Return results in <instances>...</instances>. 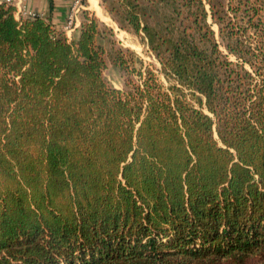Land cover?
<instances>
[{"label": "trees", "instance_id": "trees-1", "mask_svg": "<svg viewBox=\"0 0 264 264\" xmlns=\"http://www.w3.org/2000/svg\"><path fill=\"white\" fill-rule=\"evenodd\" d=\"M158 1L126 89L94 13L69 41L0 3V264H264V0Z\"/></svg>", "mask_w": 264, "mask_h": 264}, {"label": "rangeland", "instance_id": "rangeland-1", "mask_svg": "<svg viewBox=\"0 0 264 264\" xmlns=\"http://www.w3.org/2000/svg\"><path fill=\"white\" fill-rule=\"evenodd\" d=\"M135 2L140 5V13L142 7L147 6L148 14L146 15H149L151 24L156 27H158L157 24L160 21L165 19L164 15H169L172 12L171 6L166 2H159L158 0H135ZM99 3L107 17L106 19H103L101 15H98L93 9H89V11L94 13L100 20L101 34L98 36L97 41L99 44L103 45L107 51V67L104 70V77L112 86L119 89H126V80L128 78L127 71L116 66L113 61L117 50H123L124 55L128 58L130 57L129 52L134 53L135 66L137 68L142 65L144 67L160 68L161 65L149 45L146 34L142 30H140L139 33H136L130 25L121 23L126 10L128 9L127 0H99ZM154 9L155 11H153ZM81 15H83V12ZM184 15L185 11L183 13V16ZM209 21H211V19H209ZM214 29L218 31L217 25H214ZM76 38L74 32L71 41ZM131 64L132 62L130 61V65Z\"/></svg>", "mask_w": 264, "mask_h": 264}, {"label": "crops", "instance_id": "crops-1", "mask_svg": "<svg viewBox=\"0 0 264 264\" xmlns=\"http://www.w3.org/2000/svg\"><path fill=\"white\" fill-rule=\"evenodd\" d=\"M73 1L74 0H15V14L16 17L19 18L21 14L18 12V10L25 9L27 12H33L34 14L49 20L55 28L65 31L68 12ZM86 5V10L93 9L98 15H101L103 19L107 18L99 3V0H87ZM82 20L83 15L80 14L81 23ZM80 26L74 31L77 38L80 34Z\"/></svg>", "mask_w": 264, "mask_h": 264}, {"label": "built area", "instance_id": "built-area-1", "mask_svg": "<svg viewBox=\"0 0 264 264\" xmlns=\"http://www.w3.org/2000/svg\"><path fill=\"white\" fill-rule=\"evenodd\" d=\"M0 3H6L8 5H14L15 0H0ZM87 9V5L84 0H74L70 10L68 12L67 21L65 25V31L68 40L71 41L74 31L80 26V14ZM20 17H34L36 14L33 12H27L25 9H19ZM19 17V18H20Z\"/></svg>", "mask_w": 264, "mask_h": 264}]
</instances>
